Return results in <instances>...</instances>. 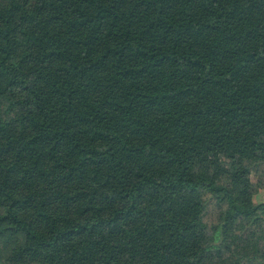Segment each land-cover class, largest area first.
Returning <instances> with one entry per match:
<instances>
[{
  "label": "trees",
  "instance_id": "1",
  "mask_svg": "<svg viewBox=\"0 0 264 264\" xmlns=\"http://www.w3.org/2000/svg\"><path fill=\"white\" fill-rule=\"evenodd\" d=\"M0 264H264V0H0Z\"/></svg>",
  "mask_w": 264,
  "mask_h": 264
},
{
  "label": "rangeland",
  "instance_id": "2",
  "mask_svg": "<svg viewBox=\"0 0 264 264\" xmlns=\"http://www.w3.org/2000/svg\"><path fill=\"white\" fill-rule=\"evenodd\" d=\"M256 200H258V196L256 197Z\"/></svg>",
  "mask_w": 264,
  "mask_h": 264
}]
</instances>
